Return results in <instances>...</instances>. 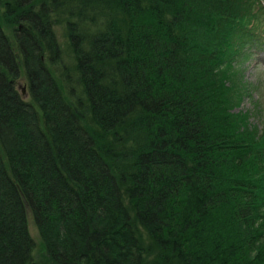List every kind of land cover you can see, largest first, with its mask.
I'll return each mask as SVG.
<instances>
[{"label": "trees", "instance_id": "obj_1", "mask_svg": "<svg viewBox=\"0 0 264 264\" xmlns=\"http://www.w3.org/2000/svg\"><path fill=\"white\" fill-rule=\"evenodd\" d=\"M263 17L0 0V264H264V100L252 127L236 67Z\"/></svg>", "mask_w": 264, "mask_h": 264}, {"label": "rangeland", "instance_id": "obj_2", "mask_svg": "<svg viewBox=\"0 0 264 264\" xmlns=\"http://www.w3.org/2000/svg\"><path fill=\"white\" fill-rule=\"evenodd\" d=\"M264 19V17H263ZM263 44L259 47L251 48L248 51V55H243V50L240 53L241 58L236 62L237 69L241 72V80L249 84L248 95L243 97V101L240 103L238 109L242 111L246 110L248 113V123L252 127H256L258 124L259 117L257 116V107L254 106L255 102L252 99H256L258 96L260 99L264 100V30L262 31L260 37ZM25 81L23 78L17 80L15 86L18 90L23 88V93L25 90ZM261 95V96H260ZM256 99V103H257ZM254 106V107H253ZM37 229L35 228L31 218L28 219V231L33 240L35 241L36 247H40L39 237L37 234Z\"/></svg>", "mask_w": 264, "mask_h": 264}, {"label": "water", "instance_id": "obj_3", "mask_svg": "<svg viewBox=\"0 0 264 264\" xmlns=\"http://www.w3.org/2000/svg\"><path fill=\"white\" fill-rule=\"evenodd\" d=\"M22 93H23V88L21 89Z\"/></svg>", "mask_w": 264, "mask_h": 264}]
</instances>
